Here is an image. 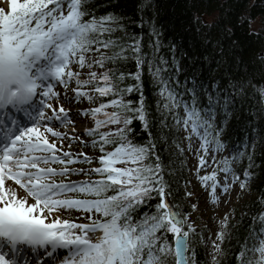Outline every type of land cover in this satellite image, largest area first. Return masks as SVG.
I'll return each mask as SVG.
<instances>
[{"label":"snow or ice","instance_id":"6c2138e0","mask_svg":"<svg viewBox=\"0 0 264 264\" xmlns=\"http://www.w3.org/2000/svg\"><path fill=\"white\" fill-rule=\"evenodd\" d=\"M7 3V10L0 7V264H48L49 259L52 264H196L195 253L189 247L194 229L168 202L170 191L159 157H155V164L148 163L156 145L135 144L130 139L131 125L139 120L145 130L149 128L141 80L146 63L159 88L161 99L157 105L162 127L189 132L188 140L197 136L202 141L198 151L205 155L224 147L214 121L216 106L223 103L226 108L231 103L228 96L221 100L210 93L207 107H200L198 93L189 88L186 91L190 99H182L166 76L168 62L161 58L154 67L153 60H146L142 54L139 40L127 45L113 40L120 17L112 13L93 15L89 0ZM202 22L212 27L206 18ZM231 31L224 29L225 35ZM151 34L159 35L155 28ZM155 46H160L158 39ZM117 47L119 51L111 55L106 51ZM129 50L135 57L137 72L128 76L136 83L121 89L125 74L106 68V64L127 59ZM172 64L178 70V61L173 59ZM85 69L87 72L82 75ZM72 84L75 87L69 88ZM58 87L67 91H57ZM230 87L240 90L244 85ZM259 91L264 98V88ZM132 93L139 94L138 101L125 98ZM103 97L113 98L83 112L63 106L82 99L94 103ZM109 108L113 110L108 111ZM16 113H22L28 124ZM81 115L94 120V127L84 134L93 137L91 145L103 153L98 157L100 166L87 170L68 165L80 162V157L90 164L92 157L81 153L74 158L70 152L58 155L57 144L45 135L64 139L49 126L51 122L74 124L72 117ZM102 128L108 131H101ZM107 146L112 150H107ZM51 164L62 167L57 169ZM206 164L204 155H200L198 170ZM220 171L225 173L223 185L217 180L216 171L200 177L206 187H211L214 199L217 187L228 191L229 179L232 183L240 181L243 190L252 178L245 171L241 181L230 166ZM74 172L100 178L69 182L53 179ZM7 181L24 190L25 195H18L12 185L6 186ZM208 181L212 183L209 185ZM68 193L84 198H68ZM153 198H158L155 212L134 218L133 213ZM29 199L33 202L29 203ZM73 210L87 213L90 222L60 219L59 213ZM256 219L258 231L249 234L239 254L240 264H264V214ZM224 238L223 232L218 234L220 241ZM212 245L220 251L219 244L213 241ZM60 250H64L63 259L56 255ZM213 262L218 264L215 256Z\"/></svg>","mask_w":264,"mask_h":264},{"label":"trees","instance_id":"16d2710c","mask_svg":"<svg viewBox=\"0 0 264 264\" xmlns=\"http://www.w3.org/2000/svg\"><path fill=\"white\" fill-rule=\"evenodd\" d=\"M211 1L89 0V11L97 17L109 13L120 17L118 30L112 33V39L120 45L139 40L142 54H145L146 60H153L154 66L161 58L166 60V76L182 99L189 100L190 94L186 89L195 88L200 107H207V95L210 93H215L221 100L227 95L231 101L226 108L223 103L216 106L214 128L219 132L220 141L246 144L243 165L252 172L253 187L258 192L255 199L243 206L244 213L237 216L229 236L224 238L225 257L219 264H240L239 254L249 234L253 230L258 231L256 218L264 214V98L259 91L264 88V0H216L215 4H211ZM209 11L216 12L209 23L212 27H206L202 22L204 17L201 14ZM257 18L260 25L255 30L251 22ZM225 27L232 30L230 35H225ZM153 28L159 33L158 36L151 34ZM157 39L160 46L154 52ZM233 41H236L235 45ZM106 51L111 55L119 48ZM126 56L127 59L106 64V68L125 74V79L120 83L121 89L136 83L128 76V73L137 72L135 57L130 50ZM173 59L178 61V70L172 64ZM94 70L103 71L98 68ZM86 72L87 69L82 70V75ZM141 80L149 113V128L145 130L142 122L135 120L131 125L130 139L137 145L150 142L156 145L154 156L150 157L148 163L155 164V157H159L170 197L182 217L187 218L190 211L183 210L187 205L189 182L182 130L162 127L156 97L159 88L147 63ZM241 83L244 87L240 90L230 87ZM112 98L103 97L94 103L88 102L98 106ZM125 98L136 102L139 94H126ZM183 114L181 109L180 115ZM101 131L108 129L102 128ZM253 138L257 142L252 148ZM95 149L99 151L98 147ZM107 150H112L111 146H107ZM157 203L158 198L147 201L133 213V217L140 219L145 214L154 213ZM189 247L195 253L196 264H206L200 237L192 233ZM188 255L192 257V252Z\"/></svg>","mask_w":264,"mask_h":264},{"label":"rangeland","instance_id":"374dc122","mask_svg":"<svg viewBox=\"0 0 264 264\" xmlns=\"http://www.w3.org/2000/svg\"><path fill=\"white\" fill-rule=\"evenodd\" d=\"M216 0H212L211 4H215ZM0 7L6 6L0 5ZM215 11L204 12L201 14L202 17L206 18V20L210 23L213 16L215 15ZM260 25V19L257 18L251 22L252 29H257ZM156 46L154 52L156 51ZM75 67V66H73ZM155 67V66H154ZM75 87V84L69 86V88ZM57 91H67L60 87L56 89ZM71 95V93H68ZM158 101L161 99L159 95V91L156 94ZM65 104V103H64ZM72 104V105H71ZM66 105V104H65ZM72 107H67L74 112H83L89 108V105L86 99H82L75 104L70 103ZM54 106H58L54 104ZM183 113V110H182ZM78 122L81 127L88 129L89 127H94V120L89 117L79 116ZM216 122V120H215ZM53 123V122H51ZM61 125L63 127L64 132H60L62 135H65L64 139L61 137H52L49 134V137L60 145L57 146L58 148V155H62L63 152H70L73 154V157H80V154H86L89 157H92V163H84L83 157H80V162L68 165L70 168L73 169H90L97 167L99 162L96 160L102 153L95 149L90 143L91 137H88L84 134V132H80L76 134V130H72L74 128L73 124H59L57 122L53 123V125ZM85 129V130H86ZM82 131V130H81ZM189 135V132L182 130L183 142L185 147V166L187 172V180L189 182V190L188 192L191 195H187V205L186 208L183 210L184 212L190 211L189 215L187 216L188 224L192 225L194 229L193 234L200 237L201 245L204 247L205 252V260L206 264H214L213 257L215 256L216 261L218 264L220 261L225 257V252L223 250L224 240L220 241L218 239V234L223 232L224 237L226 238L229 236L230 229L232 228L233 222L238 219L239 214L244 213L243 206L247 203L252 201L253 199L258 196V192L255 191L253 185V179H249L246 182V187L241 190L240 188V181L235 183L231 182L229 179V188L227 192H224L221 187H217L215 192V199L212 194L211 187H206L204 183L201 181L200 177L206 174H210L213 171L217 172V180L223 185L225 180V173L220 171L221 168L230 166L232 168L233 173L240 176L241 181L243 180V174L245 171L252 172L243 165L245 151H246V144L238 145V144H231L227 141H220L224 147L220 151H209L206 155L203 152H199L200 145L202 141L195 135L192 136L191 140L186 139ZM67 137H71L68 139ZM49 139V138H48ZM223 139V138H222ZM49 141H51L49 139ZM82 141H88V143H82ZM52 142V141H51ZM67 142V143H65ZM257 140L255 138L252 139L251 144L252 148L254 147ZM70 147L69 145L72 144V147L69 149L66 146ZM74 144V145H73ZM61 146V147H60ZM214 147V146H213ZM243 155H240V154ZM204 155L207 164L203 168H199V156ZM233 157H238L237 159L233 160ZM50 166L55 167L57 169L61 168L62 165L60 164H51ZM89 176H95L91 174ZM88 179V176L80 175L77 173H72L67 177L64 176H57L58 181L69 182V181H83ZM212 181H208L210 185ZM68 198H84L82 195L76 193H68ZM63 198V197H62ZM31 203V202H29ZM195 206V207H194ZM65 217L73 220L75 223H83L85 221H89L87 217V213H82L79 211H71L65 212ZM53 219V218H52ZM62 219V218H60ZM51 220V219H50ZM188 230V229H187ZM215 241L220 246V251H216L213 248L212 242ZM63 258V257H62Z\"/></svg>","mask_w":264,"mask_h":264},{"label":"bare ground","instance_id":"6f19581e","mask_svg":"<svg viewBox=\"0 0 264 264\" xmlns=\"http://www.w3.org/2000/svg\"><path fill=\"white\" fill-rule=\"evenodd\" d=\"M0 5H3V6H6L7 7V9H8V7H9V5H8V3H7V0H4V2L3 3H0ZM62 103H63V101H61ZM76 102H73V104H75ZM66 104V105H65ZM65 104H63V106L65 107V109H68L67 107H72L71 105H70V103H65ZM74 112V111H73ZM18 116H19V118H21V121L23 122V123H25V124H27V120H25V118L23 117V114L22 113H18ZM78 118H79V116H73L72 117V120L74 121V129L76 130V134H78V133H80V131L81 130H84V129H86V128H82L81 126H80V124H79V122H78ZM56 121H53V123H55ZM53 123H51L49 126H51V127H53L54 128V130L55 131H58V132H64L63 131V127L61 126V125H56V124H54L53 125ZM41 131L43 132L44 131V129L43 128H41ZM49 134L50 133H45V135L53 142L54 140L52 139V137H49ZM63 136H65V135H63ZM56 144H57V146H59L60 144L58 143V142H56V141H54ZM65 143H67V142H65ZM65 143H64V145H65ZM74 145V144H73ZM66 146V145H65ZM70 147H68V146H66V148L67 149H69L70 150V148L72 147V144H70L69 145ZM61 147V146H60ZM57 177V176H56ZM56 177H54V179H56ZM56 182H63V181H58V180H55ZM7 185H12L13 187H16L17 188V193H18V195H25V192H24V190H22V189H19L18 188V186H15L14 184H13V182L12 181H7L6 182V186ZM29 202H33L31 199H29ZM65 212H61V213H59V215H60V218H62L61 220H65V219H67V220H69V221H72V222H74L73 220H71V219H69V218H66L65 217V214H64ZM52 218H54V217H50L49 219H52ZM47 222H49V221H47ZM83 223H89L88 221H86V222H83ZM42 251V250H41ZM62 250H60V251H58V253L56 254V255H58L60 252H61ZM58 258H59V256H57ZM48 264H52V260L51 259H49V261H48Z\"/></svg>","mask_w":264,"mask_h":264},{"label":"water","instance_id":"95a60500","mask_svg":"<svg viewBox=\"0 0 264 264\" xmlns=\"http://www.w3.org/2000/svg\"><path fill=\"white\" fill-rule=\"evenodd\" d=\"M167 199H168V202L174 207V210L180 213V211L178 210L177 206H176L175 203L172 201L170 195L167 197ZM181 216H182V215H181Z\"/></svg>","mask_w":264,"mask_h":264}]
</instances>
